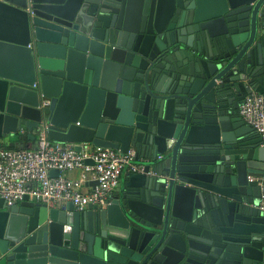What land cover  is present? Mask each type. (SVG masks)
<instances>
[{
	"label": "water",
	"instance_id": "obj_1",
	"mask_svg": "<svg viewBox=\"0 0 264 264\" xmlns=\"http://www.w3.org/2000/svg\"><path fill=\"white\" fill-rule=\"evenodd\" d=\"M241 84L264 87V0H0V141L46 129L144 167L104 208L0 198V264H264Z\"/></svg>",
	"mask_w": 264,
	"mask_h": 264
},
{
	"label": "built area",
	"instance_id": "obj_2",
	"mask_svg": "<svg viewBox=\"0 0 264 264\" xmlns=\"http://www.w3.org/2000/svg\"><path fill=\"white\" fill-rule=\"evenodd\" d=\"M242 120L264 137V95L252 90L243 96L239 108ZM82 144L56 143L49 139L47 130L37 135L35 148L0 150V198L9 206L24 201L45 202L49 207L62 208L72 203L77 211L94 205L104 208L118 191L126 170L144 173L137 163L136 151L127 153L110 148H92ZM93 162L92 165L86 161ZM59 171L58 177L52 171ZM80 171L79 178L64 176L66 172ZM94 182L93 188L88 184ZM261 209L264 210V185L260 190Z\"/></svg>",
	"mask_w": 264,
	"mask_h": 264
},
{
	"label": "crops",
	"instance_id": "obj_3",
	"mask_svg": "<svg viewBox=\"0 0 264 264\" xmlns=\"http://www.w3.org/2000/svg\"><path fill=\"white\" fill-rule=\"evenodd\" d=\"M246 88L247 86H245V84H241L238 88L234 90L232 94L231 93L228 94L230 103L227 104L229 106L227 111L229 113H233V116L232 115L231 116L235 119L241 118L239 114V108L242 104L243 96H245L246 93H248ZM256 91L264 95V87H258ZM236 103L240 105L239 108L237 109L234 108V105ZM252 134L262 138V136L259 133H257L255 130L253 131ZM34 147H36V144H34V142L29 138L27 130L21 131L18 135L12 137V139H10L9 141H6V142L0 141V150L2 149H25V148H34ZM92 148L94 147L90 145L89 149H92ZM129 174L131 173L126 170L123 172L119 189L126 183L125 179L127 176H129ZM63 175L76 179L80 177V171L66 172ZM94 185L95 183L92 182L88 184V187L93 188Z\"/></svg>",
	"mask_w": 264,
	"mask_h": 264
}]
</instances>
